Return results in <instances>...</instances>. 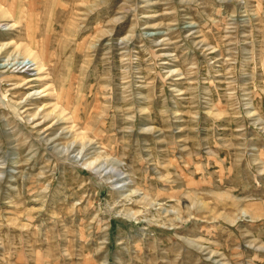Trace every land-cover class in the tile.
Here are the masks:
<instances>
[{
  "label": "rangeland",
  "instance_id": "rangeland-1",
  "mask_svg": "<svg viewBox=\"0 0 264 264\" xmlns=\"http://www.w3.org/2000/svg\"><path fill=\"white\" fill-rule=\"evenodd\" d=\"M0 264H264V0H0Z\"/></svg>",
  "mask_w": 264,
  "mask_h": 264
},
{
  "label": "bare ground",
  "instance_id": "bare-ground-1",
  "mask_svg": "<svg viewBox=\"0 0 264 264\" xmlns=\"http://www.w3.org/2000/svg\"><path fill=\"white\" fill-rule=\"evenodd\" d=\"M29 55H28V57H30V53H28ZM33 57V56H32ZM34 59H36V58H34ZM19 60V59H18ZM18 60H16V62L15 63H18ZM22 60V59H21ZM20 62V61H19ZM19 65H21V66H19V67H21V69L22 68H25L26 70H29V69H31V70H36L39 66H37V64H36V62H34L33 60H32V58H31V60H27V59H23L22 60V63L20 64L19 63ZM39 70V69H38ZM66 149H68V146L67 147H65ZM75 150V149H74ZM78 152V151H77ZM81 151H79L78 153H80ZM83 152V151H82ZM77 155V154H76ZM75 155V156H76Z\"/></svg>",
  "mask_w": 264,
  "mask_h": 264
}]
</instances>
